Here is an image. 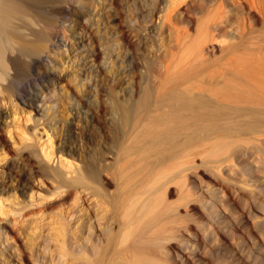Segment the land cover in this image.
Returning a JSON list of instances; mask_svg holds the SVG:
<instances>
[{
  "label": "bare ground",
  "instance_id": "1",
  "mask_svg": "<svg viewBox=\"0 0 264 264\" xmlns=\"http://www.w3.org/2000/svg\"><path fill=\"white\" fill-rule=\"evenodd\" d=\"M97 1L105 3L106 0ZM190 1L193 3L188 0H108L106 12L110 19L105 21L100 13L97 17V14L70 0H0V100L15 97L27 103L35 110V114L28 112L26 121L34 117L36 124L34 131L28 133L26 128L16 130L18 126L12 123L13 120H9V116L5 117V131L10 134L12 144L18 151L15 158L18 164L15 160H7L8 151L2 138L0 162L5 161V169L2 168L0 175V213H6L4 208L7 198L3 196L7 190L5 172L6 176H11L15 164L18 169V187L24 194L32 189L34 179L38 178L42 184L49 180L52 183L49 194L40 199L48 200L50 196L56 195L62 198L63 201L58 205L62 206L71 198L74 207H77L80 199L85 197L87 200L91 198L94 208L88 235L76 227L70 233V240L64 225L56 229L58 263L201 264L198 257H204L198 253L202 247L195 241L212 243L220 233L213 222L206 225L205 221H200L201 224L198 221V229L192 224L196 216L192 213L195 205L191 202L198 197L206 199L204 194L197 193L195 178L191 176L188 180L192 169L199 168L194 164L195 158L203 154L218 158L225 154V161H231L239 156L248 162L241 170L243 173L255 170L264 172L261 158H258V165L254 168L251 166L250 148L237 143H249L246 141L248 139L242 137V131L254 134L263 131L264 54L246 51L239 56L233 50L236 44L230 41L228 63L208 69L209 49L216 46L209 42L220 37L235 38L248 34L253 28L252 21H264V0ZM233 3L238 13L226 9ZM184 5H187L185 13L184 9L181 11ZM195 12H204V15L196 16ZM182 14L185 18H180ZM134 18L155 20L148 30L147 27L135 26ZM156 19H160L158 24ZM66 23H73L70 30L79 41L82 59L85 61L86 56H90L93 70H98L101 65H114L118 62L116 59H120L119 71L122 67L127 79L124 85L121 81H112L103 115H107L110 122L108 127L111 129L127 124L130 133L132 128H136V132L143 131L145 136L142 141L146 146L131 144L126 154L119 155L106 150H94L83 161L66 143L69 139L66 134H69L74 122L68 120L67 127L64 126V131L67 129L63 136L65 144L60 143L56 148L51 144L49 148L40 150L39 146L31 142L37 137L41 124L49 126L54 132H58L60 126L58 106L62 98L58 96L55 72L49 67L51 62L46 63L43 54L50 44H55L59 25ZM181 23L184 25L180 26ZM195 24L196 36L191 39L190 29ZM166 27L170 37L175 34L179 51L186 54L185 58L182 56L185 66H181L180 57L174 58L175 54L166 61L165 71L151 59L139 64V43L136 46L129 36L133 34L139 41L149 38L155 40L167 32ZM228 27L233 30V34ZM95 29L97 39L92 34ZM107 33L114 37L113 41L107 40L104 35ZM116 48L123 50V56L116 52L118 56L114 63L112 56ZM203 64H207V67ZM94 73L98 75V72ZM237 77L243 81L236 80ZM80 82L77 84L79 88L87 84L92 87V93H97L89 71H84ZM70 97L71 108L79 115L83 111L84 118H88L92 99L87 96L84 103L74 94ZM56 158L58 166L47 163L37 166V162H34L47 159L50 163L55 162ZM113 162L117 163V172L116 184L111 187L108 176L113 170ZM59 165L67 166L68 171L62 170ZM204 174L208 176V173ZM173 184L177 185L175 200L169 197L170 192H174ZM225 190L226 186L220 187L221 192ZM30 198L29 203L35 204L33 192ZM228 200L235 201L232 197ZM208 201L210 205L206 204ZM236 201L243 203L244 197ZM182 206L191 210L188 209L190 215L186 218L180 215ZM203 206L213 215L218 203L214 198H207ZM247 206L249 208H244L245 216L248 222L256 226L251 228L256 231L257 221L249 217L251 214L255 216L251 209L258 212L263 207L256 202H250ZM211 209L213 211L210 213ZM93 220L97 222L98 228L93 225ZM227 221L225 233L235 237L237 221L233 217ZM1 229L2 248L8 241V234L6 229V236L2 239L4 234ZM201 232H205V235ZM79 233L86 244L82 245L79 241ZM75 245L80 248L79 253L73 249ZM1 248L0 253L3 252ZM45 250H49V246ZM205 259L207 264L215 262L213 257ZM52 260H55L54 257Z\"/></svg>",
  "mask_w": 264,
  "mask_h": 264
},
{
  "label": "rangeland",
  "instance_id": "2",
  "mask_svg": "<svg viewBox=\"0 0 264 264\" xmlns=\"http://www.w3.org/2000/svg\"><path fill=\"white\" fill-rule=\"evenodd\" d=\"M188 1L191 2L190 0ZM70 2L84 6L85 9L97 14V17H99L100 13V16L105 21L110 19V16H107L108 13L106 12L109 8L106 6V3L107 5L109 3L108 0H106L105 3L102 2L103 4L97 0H70ZM234 4L235 3L227 6L226 9H231L234 10L235 13H238L239 10H237ZM184 6L185 7L181 8L182 12L184 9L183 13L187 11V5ZM195 13L196 16L204 15V12ZM181 16L183 17L180 18H185L184 14ZM154 20L155 18H134V23L138 28L145 29L147 27L149 30L150 27L153 26ZM159 21L160 19H156V23H159ZM252 24L253 28H251L249 33L244 37H239L236 33L237 37L235 38L220 37L219 40L209 42V44H216V46L209 49L211 50L208 62L210 64L208 67L209 70L216 69L220 63H228L229 57L227 58V56L229 55L227 54L229 52L228 44H230V41L234 43V45L236 44L233 50H235V53H238L239 56L246 53V51L264 54V21H252ZM183 25L184 24L181 23L180 26ZM185 25H187L186 22ZM72 26L73 23L59 25L58 36L54 40L55 44H50L45 54H43L46 63L50 64L51 62L49 67L55 72V83L59 93L58 96L62 98L58 106V117L60 118L58 132H54L49 126L41 124L38 128L37 137L31 142L39 146L40 150L49 148L51 144H53L55 148L60 143L65 144L66 140L63 136L65 131L67 133V129L64 131V126H66L67 122L74 121L69 134H66L69 138L66 143L72 150L76 151L78 157L83 161L86 160L88 154L94 150H106V152L109 151L114 155H119L120 153L126 154L125 152L131 144L146 146L144 141H142L145 136L143 131L140 130L136 132V128H132L133 131L130 133L129 127H126L127 124H124L121 128L111 129L108 127L110 122L107 115H103L104 109L107 108V93L110 91L112 81L117 80L114 83L121 81L120 83L124 85L127 79V77L123 75V68L120 67L121 71H119L118 68L120 59L117 58V56L119 54V56H123V50H117L116 48V51L113 52L112 58L114 57V63L118 60L114 65H101L98 70H93L91 57L86 56L85 61L84 58L82 59L79 41L72 35V31L70 30ZM195 26L196 24L194 27ZM194 27L190 29V34H192L191 39L196 36V27L195 29ZM166 28L167 32L155 40L149 38L148 40L140 39L139 41L133 34L129 36V39L131 41L133 40L132 42L136 44V46L137 43H139L140 49L138 52L136 51L139 57V64H142V61L145 59H151L150 61L165 71L166 65L168 64L166 61H169L170 57L175 54L174 58L178 59L180 57L181 66H185L183 65L185 60L182 59V56L185 58L184 55L186 54L183 55V51H179V46L176 45L177 40L175 34L170 37L169 29L168 27ZM229 28L230 27H228V29ZM229 30L232 34L234 33L232 29ZM96 31L97 29L92 33L94 39H97V37H95ZM104 35L110 42L114 40V37L110 34L107 33ZM223 40L227 42L221 43ZM116 52H118L117 56ZM206 56L208 57V53ZM115 58H117L116 61ZM198 62L199 61H196V63ZM204 66L207 67V64ZM85 70L89 71L91 82L96 84V94L92 93V87L87 84L83 88L77 86V84L81 83L80 76H83ZM94 72H98V75ZM76 74L80 75L77 76V79H74ZM229 76L234 77V75L231 74H229ZM237 79L243 81L241 78L237 77L236 80ZM72 94L80 98L84 103L87 96L92 99L89 103L90 112L88 118H84L83 111L79 115L76 110L71 108L72 100L71 97L68 98V96H72ZM95 108H97L98 111H96ZM30 111H32L33 115L35 114V110L29 107L27 103L22 102L19 98L6 97L4 100H0V140H2V138L4 140L7 147L6 150L8 151L7 160L10 162L14 160L16 162L18 161L15 159L18 155V151L15 149V145L12 144L10 134L5 131V117L9 116V120H13L12 123L18 126V128H15L16 130L26 128L28 133H31V131H34V126L36 124L34 122V117L26 121L28 112ZM15 116L17 118H15ZM66 120L68 121L66 122ZM45 126L48 128H45ZM31 127H33V129ZM137 127L140 126L138 125ZM262 129L263 131L255 134L244 133V131H242V137L248 139L246 141H249V143L237 142L238 144H242L244 148H250L249 153L252 155L250 161L251 166H254V168L258 165V158H261L263 161L261 163H264V126ZM224 157L225 154L218 158L216 156H206V154L197 156L194 164L198 165L199 168L192 169L195 173H193L191 169L189 171H192V174L188 176V180L191 179V176L195 178L194 184L196 185L197 193L204 194L206 199L214 198L218 203V208L215 211H213V209L210 210V213L212 211L214 213L211 215L208 213V208L203 206L206 199H200V197H198L197 199L194 198L195 200L191 202V204L193 203L195 205L192 213H195L196 216V220L193 223L191 221V223L198 229L202 223L200 221H205L206 225L213 222L218 227L220 233L212 243L195 241V243H198V245L200 244L201 246H199L202 247L198 254L204 257L198 258L201 264H207L205 258L212 257L215 258V262L212 264H264V172L260 173L255 170L254 172L243 173L241 170L243 166L248 164L247 160L236 156L231 161H225ZM45 160L46 161L41 162L34 160V162H37V166H45V163L58 166L57 158L55 162L50 163L47 159ZM4 164L5 161L0 162V175H2ZM17 164H15V167L11 170L12 175L6 176L5 172L4 177L7 182V190L3 196L7 198V201L5 202L6 206L4 208L6 213H0V226L2 228L0 229L4 234L2 239L6 236L5 230L7 229L8 241L2 245V248L0 246L1 250H3V252L0 253V264H47L49 262L52 264H63L57 262L58 257L56 255L59 254V247L56 242V233L58 232L56 229L59 230L60 227L64 225L67 232H69L70 240V233L73 229H76V227L81 233L88 235V225L91 222V216L94 214L91 198L87 200L88 198L82 197L77 207H74L71 198L67 199L68 201L66 200L62 206H58L63 200L61 197H56V195L50 196L48 200L40 199L49 194L48 189L52 183L44 179L45 181L42 184L38 178L32 181V189L24 194L18 187L16 180L18 174ZM116 166L117 163L113 162V170H111L108 176L111 180V187H114L116 184ZM59 167L64 171H68L69 169L65 165H59ZM204 172L208 173V176H206ZM172 186H174V192H170L169 197L175 200L177 199V194L175 193L177 185L173 184ZM222 186H226L227 190L224 191L225 194L220 191V187ZM32 192L34 193L35 204L29 203ZM65 195L66 194H64V196ZM227 196L234 198L235 201H229V197L227 198ZM15 197H17V200H15ZM239 197H244L243 203L236 201ZM15 201L20 203H16ZM250 202H256V204H261L263 207H260L261 211L258 212L251 209V211L255 213V216L252 217L251 214L249 217L257 221L256 231L251 229L256 226L248 222L245 216L246 209L249 208L247 204H250ZM209 203V201L206 202L207 205H210ZM245 203L247 204L245 205ZM245 206L246 209H244ZM230 208H232V210H229ZM188 209L189 208L182 206L180 208V215L186 218L187 215H190V213H188L190 209ZM229 217H233L237 221L235 223V237L226 235L225 233V225L226 223L228 224L227 219L229 220ZM14 219L16 221H14ZM198 221L200 223L199 226L197 224ZM92 223L94 226L98 225L95 220H93ZM222 225H224V227ZM223 230L224 234H222ZM94 231L95 230H93V233L95 235L96 233ZM81 233H79L81 238L79 241L83 243ZM202 234L204 236L205 232ZM84 244H86L85 241L82 245ZM46 246H49V250H45ZM32 247L33 249H31ZM67 247L69 249V245H67ZM195 247L194 245L193 248ZM73 249H77V253L80 252V248H76V245ZM38 254H40V256L37 258ZM185 255L189 256L186 252ZM53 257L55 260H52Z\"/></svg>",
  "mask_w": 264,
  "mask_h": 264
}]
</instances>
